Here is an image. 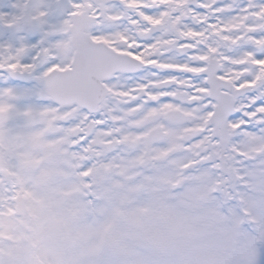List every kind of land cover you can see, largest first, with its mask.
Returning a JSON list of instances; mask_svg holds the SVG:
<instances>
[{
  "label": "snow or ice",
  "instance_id": "1",
  "mask_svg": "<svg viewBox=\"0 0 264 264\" xmlns=\"http://www.w3.org/2000/svg\"><path fill=\"white\" fill-rule=\"evenodd\" d=\"M0 264H264V0H0Z\"/></svg>",
  "mask_w": 264,
  "mask_h": 264
}]
</instances>
